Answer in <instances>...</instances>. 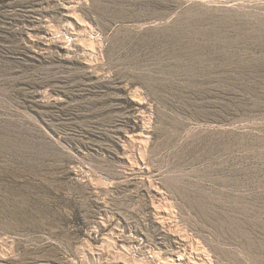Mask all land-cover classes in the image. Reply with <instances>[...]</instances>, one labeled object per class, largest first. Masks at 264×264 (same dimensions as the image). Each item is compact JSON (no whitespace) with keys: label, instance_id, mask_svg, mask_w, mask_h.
<instances>
[{"label":"rangeland","instance_id":"obj_1","mask_svg":"<svg viewBox=\"0 0 264 264\" xmlns=\"http://www.w3.org/2000/svg\"><path fill=\"white\" fill-rule=\"evenodd\" d=\"M179 262L264 264V0H0V264Z\"/></svg>","mask_w":264,"mask_h":264},{"label":"bare ground","instance_id":"obj_2","mask_svg":"<svg viewBox=\"0 0 264 264\" xmlns=\"http://www.w3.org/2000/svg\"><path fill=\"white\" fill-rule=\"evenodd\" d=\"M178 259L177 260H180L181 259V257L179 256V257H177ZM179 264H180V262H179Z\"/></svg>","mask_w":264,"mask_h":264}]
</instances>
